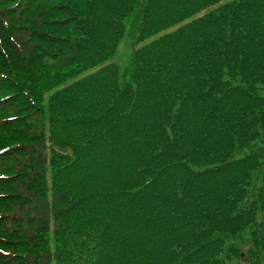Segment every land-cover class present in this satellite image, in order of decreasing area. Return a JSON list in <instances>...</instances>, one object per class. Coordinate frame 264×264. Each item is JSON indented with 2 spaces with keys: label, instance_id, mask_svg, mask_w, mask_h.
<instances>
[{
  "label": "trees",
  "instance_id": "1",
  "mask_svg": "<svg viewBox=\"0 0 264 264\" xmlns=\"http://www.w3.org/2000/svg\"><path fill=\"white\" fill-rule=\"evenodd\" d=\"M0 264H264V0H0Z\"/></svg>",
  "mask_w": 264,
  "mask_h": 264
},
{
  "label": "rangeland",
  "instance_id": "2",
  "mask_svg": "<svg viewBox=\"0 0 264 264\" xmlns=\"http://www.w3.org/2000/svg\"><path fill=\"white\" fill-rule=\"evenodd\" d=\"M129 39L128 36H126L120 46L118 53L115 57V61L121 66V68H124L126 66V63L128 62V59L130 58V47H129Z\"/></svg>",
  "mask_w": 264,
  "mask_h": 264
}]
</instances>
